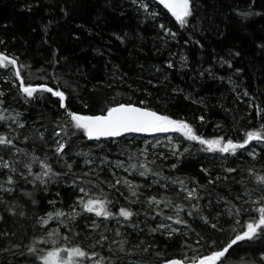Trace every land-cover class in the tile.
Here are the masks:
<instances>
[{
	"label": "trees",
	"instance_id": "trees-1",
	"mask_svg": "<svg viewBox=\"0 0 264 264\" xmlns=\"http://www.w3.org/2000/svg\"><path fill=\"white\" fill-rule=\"evenodd\" d=\"M191 5L192 16L181 27L158 5V15L153 16L130 0H0V40L5 42L0 51L18 57L25 84L65 92L69 110L100 114L114 104L145 101L139 106L188 122L203 138L242 142L247 131L264 125V0H191ZM168 30L176 35L166 34ZM0 93V115L5 117L0 135L15 145L11 150L0 146V163L10 162L17 171L15 191H0V232L10 234L0 235V264H38L23 256L41 239L53 243L52 247L64 246L62 241L65 246L78 245L111 261L116 258L113 264H125L121 255L108 254V241L96 243L93 249L89 246L88 241L111 237L113 226H120L122 235L142 244L137 250L138 258L143 259L140 262L160 264L183 258L185 253L189 257L208 254V244L197 245L196 239L216 240L217 246L227 242L232 229L238 228L229 220L228 208L254 207L251 200L264 195V185L256 182V177L264 176V142L253 141L246 149H238L236 156L225 157L202 151L200 144L179 133H172L176 143L169 150L163 143L155 149L140 136L93 142L80 133L73 136L75 130L69 126V135L62 134L68 141L66 155L57 157L54 148L59 137H53V132L60 130L57 123L68 120L58 97L37 92L27 98L19 90L11 66L0 68ZM11 117H18L24 127H18ZM98 142L103 144L97 146ZM118 144L122 145L120 153L141 150L145 154L141 170L146 167L149 171L138 175L129 167L128 173L116 177L120 181L116 184L95 172L79 170V161L85 156L109 161ZM176 148L183 153L179 159L172 154ZM249 153H255V158ZM33 155L47 158L53 171L60 173L48 178L46 186L37 181L33 187L28 182L31 176L26 181L19 175L27 172L29 164L33 173L41 171ZM228 168L236 171L228 172ZM8 175V169L0 168V184ZM80 188L110 201L107 207L113 218L109 225L98 226L86 214L67 217V210L82 196ZM192 189L196 192L189 199ZM26 192L32 196L24 195ZM237 196L244 199L237 200ZM153 197L163 202L149 203ZM121 207L134 213L130 220L119 217ZM177 208L183 211L177 213ZM190 211L193 215L188 216ZM56 212L65 213L61 222L56 223L53 215L46 227L41 225V218ZM177 215L188 222V228L171 220L168 223L179 229L177 233L169 236L170 228H157L167 221L165 216ZM249 215L239 218L245 221ZM204 216L213 222L218 218L224 232L212 230ZM54 229L58 232L49 236ZM35 231L39 236H32ZM11 235L28 240L20 247ZM185 243L199 252L183 247ZM35 246L41 250L43 244ZM234 248L228 264H264V240L245 241Z\"/></svg>",
	"mask_w": 264,
	"mask_h": 264
},
{
	"label": "snow or ice",
	"instance_id": "snow-or-ice-1",
	"mask_svg": "<svg viewBox=\"0 0 264 264\" xmlns=\"http://www.w3.org/2000/svg\"><path fill=\"white\" fill-rule=\"evenodd\" d=\"M135 2V0H134ZM158 4L162 5L164 9L167 10L168 13L171 14L172 17L175 18V21L181 26L186 27L188 24V18L192 16V5L191 0H157ZM147 11V7L142 5ZM250 13H242L241 15L247 16ZM153 16L158 15L157 13H152ZM161 29H164L165 26L163 24L160 25ZM166 34H171L175 36V32H170V30L166 31ZM120 39V37H117ZM3 40H0V44H4ZM198 43V41H197ZM264 47V45H262ZM235 55H239V52H236ZM11 66L15 71V78L19 81V90L29 99L33 98L34 94L37 92L50 93L51 95L58 97L60 108L64 109L65 115L68 117V120L64 122V124L57 123V127L60 129L59 131L53 132V137H60V139L55 140V148L54 154L57 157H60L61 154H65V148L68 146V141L63 139V136H68V127L70 126L75 131L72 132V135L75 136L77 133H80L82 137H86L89 141H100L102 139L105 140H114L116 138L125 136L127 134H166V133H179L185 140L197 142L202 146V151L209 153H220L225 157L227 155L236 156L238 149H246L249 144L253 141L258 143L264 142V125L261 126L259 130L256 131H247L245 133V138L242 142H233L231 139L225 140L224 137L215 138V139H206L197 134V130L186 121L180 119H174L169 115H165L162 113H158L151 108L142 107L145 101H140L138 104L133 103H119L114 104L113 106H109L102 110L100 114H82L73 110H69L68 105L65 103L67 97L65 92L61 90H54L52 87L47 85H36L33 86L31 84H25L24 79L21 77L20 67L18 63V57L7 54L5 51H0V68L8 69ZM168 68H172L173 65L169 63ZM231 67V64L228 65ZM159 71V69H157ZM247 94V93H245ZM3 93H0L2 96ZM3 101L0 100V104ZM87 107V105H85ZM5 117L0 115V122H3ZM13 122L17 123L18 127L23 128L24 124L18 121V117H11ZM200 120L203 121V117H200ZM63 134V136H62ZM40 139L44 140V134H39ZM71 139V137H69ZM0 146L8 147L10 150L15 147L13 144V140L9 139L7 136L0 135ZM188 148H184V152H187ZM173 155L177 156V159L183 155V153L179 152V148H176L172 151ZM255 158V153H249ZM80 155V153H78ZM86 155V154H85ZM34 162H38L41 171L39 173H33L32 166L26 165L27 172H20L19 175L28 181V177L31 176L32 180L28 181L33 184V187L36 186V182L38 181L40 185H45L47 183V179L51 176H58L60 173H56L53 171L51 165L48 163L47 158L41 160L40 157L33 155L32 157ZM89 163V161H86ZM121 166L120 164L117 165ZM67 167L71 170L72 165L68 164ZM133 169H135L136 165H131ZM144 167V165H141ZM175 167V165H173ZM0 168L8 169L10 175L7 176L4 184H0V191L6 193H12L15 191V175L17 174L16 169L11 166L10 162L0 163ZM149 169L146 167L144 171L140 174L144 175L145 172H148ZM203 171V169H202ZM228 172H235L236 169L228 168ZM249 174L252 172L249 170ZM87 175V173H85ZM213 181H209L212 183ZM256 182L258 184L264 185V176L256 177ZM120 181L117 180L116 184H119ZM125 184L129 182L127 180L124 181ZM183 184V181H180ZM115 186V185H113ZM79 191L83 194V196L78 200V204L83 208V211L86 213L94 214L96 217H102L103 219L113 218V212L107 207L109 200L105 198H92L88 196V190L84 188H80ZM196 189H192L188 192L187 198H193ZM24 195L29 198L32 196L31 193H24ZM132 195H137L135 192H132ZM198 199V197H197ZM244 199L241 196H237V200ZM251 198L248 200H244L245 204L250 202ZM36 201L33 200V203ZM163 201L156 200L154 197L149 201V203L160 204ZM51 203V201H50ZM170 203V202H166ZM227 203V201H226ZM251 204L254 207H249L246 209H241L239 206L232 205L228 208V218L230 221H233L237 227L232 229L233 235L227 240V242L220 244L217 246L216 240L211 241H203V238H198L195 241V244L200 245L203 243H207L210 252L208 254L200 255V256H192L189 257L185 253L183 258H173L164 260L163 264H228V260L230 258V250H235L234 246L241 244L242 242L248 241L252 242L254 240H264V195L259 197L256 200H251ZM195 207V206H193ZM233 209H235L233 211ZM8 211L15 215V212L12 209H8ZM183 211L182 208H177V213ZM245 213H250L248 219L242 221L239 217L243 216ZM55 217H63L65 213L56 212L48 213L47 219L41 218V225L47 226L48 222ZM73 215H78L74 213ZM134 213L131 210H128L124 207L119 209V217H122L124 220H130ZM160 215V213H157ZM188 216L193 215L190 211L187 213ZM3 217H0L2 220ZM204 223L208 225L214 231L224 232V228L218 225V218L216 222H213L209 217H202ZM164 220H171L172 224L181 225L184 228H188V222L183 220L177 215L176 218L171 216H165ZM159 229H171L168 233L171 236L173 233H177L179 229L172 227L169 224L161 223L157 225ZM70 230V229H69ZM156 229H153V232ZM58 232V229H54L52 232H49L48 235L52 236ZM119 235V232H117ZM199 235V234H198ZM64 239L67 241L68 237L65 236ZM101 239H106V237H102ZM45 240H36L33 245L29 246V253L35 255L37 257L38 264H85L87 260L95 261V264H105L104 258L96 259L97 253L92 252L89 253L88 250L78 246H65V247H52L50 250L42 251L38 249L36 244H45ZM124 242L121 241L120 251H124L123 247ZM193 251L194 253H198L199 249H193L190 244L185 243L183 246ZM147 250V249H145ZM264 259V256L261 257Z\"/></svg>",
	"mask_w": 264,
	"mask_h": 264
},
{
	"label": "rangeland",
	"instance_id": "rangeland-1",
	"mask_svg": "<svg viewBox=\"0 0 264 264\" xmlns=\"http://www.w3.org/2000/svg\"><path fill=\"white\" fill-rule=\"evenodd\" d=\"M132 2L133 5H137V6H141L144 5L147 7V11L151 12V13H158L157 7L155 6L153 0H130ZM142 9L145 10L144 7H142ZM173 136H175L172 133L169 134H155L152 137L147 138L146 142L147 143H153V147L155 149H157L160 143H163L166 147H168V149H172V147L175 145V138L173 139ZM60 139V137L58 138ZM102 142H98L97 146L102 145ZM117 147L115 148V150L111 151V155H114V157L110 158L109 161H95L92 159H89V156H85V158H83L82 160L79 161V170L82 172H95L96 175H98L99 177H101L103 180L105 181H109L112 182L114 181L116 183V177L118 175H123L124 173H128V169L131 165H136L135 167V173H141V165H143L144 163L142 162L141 159H143L145 157V154L140 150H135L133 152L128 151L127 150V154H124L119 152V150H122V145L118 144L116 145ZM118 155V157H117ZM127 160V161H126ZM86 161H89V163H86ZM118 164H120L121 166H117ZM139 175V174H138ZM107 179V180H106ZM81 193V192H80ZM82 194V193H81ZM98 194H96L95 192L92 191H88V196L92 197V198H96V197H100L97 196ZM83 196V194H82ZM81 196V197H82ZM80 199V198H79ZM77 199L75 201V204L69 208V210H67V217L70 218H78L79 215L81 214H86L87 216H90L93 219V222L96 223V225H101L102 223H104V225H109L110 224V219H103L102 217H96L94 214H90V213H86L83 211V208L78 204V200ZM74 213L78 214V215H73ZM54 218V217H53ZM56 223L61 222V218H57L55 217V219H53ZM125 223V221H123ZM169 221H165V224H169ZM119 223V220H118ZM117 224V223H116ZM170 225V224H169ZM118 227V228H117ZM92 228V227H91ZM89 227V229H91ZM120 226H113V230H112V235L111 237L107 238L106 236H102V237H106V239H99V241L95 242V241H88L89 242V246L92 247L91 249H93V246L96 243H103L105 241H108V254L114 255V256H122L121 261L125 264H154L151 263L150 261L145 260L144 262H140L141 260H143L142 258H138V254H137V250L140 249V247L142 246V244H138V242H134L129 240L128 236L122 235L119 231H120ZM7 232V231H6ZM117 232H119V235H117ZM47 233V232H46ZM45 233V234H46ZM4 235L5 237H8L10 234L8 233H1L0 235ZM32 236H39L38 231L33 232ZM10 238H16L14 237V235H11ZM20 237L16 238L15 243H18V245L23 244L26 240H28L27 238H24L23 240L20 239ZM85 239L87 240L88 237L85 236ZM108 239V240H107ZM121 241L124 242L123 247H124V251H120V247H121ZM53 244V243H52ZM52 244L47 242L45 244H43V246L41 247L42 251H47L50 250L52 248ZM61 244H64L59 246V247H65V242H61ZM75 244V242H74ZM92 253V252H90ZM101 255H97V257H99ZM125 256V257H124ZM26 260H33L36 259L37 257L35 255H32L29 253V249L25 250V254L23 256ZM104 258L105 264H113L114 261H116L117 259L114 258L113 261L109 260L107 257L105 256H101ZM99 257V259L101 258ZM85 264H95V261L93 260H87L85 262Z\"/></svg>",
	"mask_w": 264,
	"mask_h": 264
},
{
	"label": "water",
	"instance_id": "water-1",
	"mask_svg": "<svg viewBox=\"0 0 264 264\" xmlns=\"http://www.w3.org/2000/svg\"><path fill=\"white\" fill-rule=\"evenodd\" d=\"M154 2H156V3H158L157 2V0H153ZM160 5V4H159ZM160 6H162V5H160ZM163 7V6H162ZM165 11L167 12V10L165 9ZM168 13V12H167ZM170 16H171V14L170 13H168ZM155 135V134H154ZM154 135H148V134H127V135H125V136H122V137H119V138H116V139H121V138H123V137H127V136H140V137H145V138H149V137H152V136H154ZM93 142H95V141H93ZM160 264H163V263H160Z\"/></svg>",
	"mask_w": 264,
	"mask_h": 264
},
{
	"label": "bare ground",
	"instance_id": "bare-ground-1",
	"mask_svg": "<svg viewBox=\"0 0 264 264\" xmlns=\"http://www.w3.org/2000/svg\"><path fill=\"white\" fill-rule=\"evenodd\" d=\"M154 2V1H153ZM156 5H158L161 9H163L164 11H165V9L162 7V6H160L158 3H156V2H154ZM166 12V11H165ZM167 13V12H166ZM18 154V153H17Z\"/></svg>",
	"mask_w": 264,
	"mask_h": 264
}]
</instances>
